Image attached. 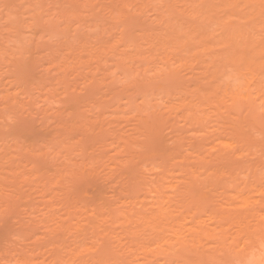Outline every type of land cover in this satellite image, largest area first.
Returning <instances> with one entry per match:
<instances>
[{"label": "rangeland", "instance_id": "1", "mask_svg": "<svg viewBox=\"0 0 264 264\" xmlns=\"http://www.w3.org/2000/svg\"><path fill=\"white\" fill-rule=\"evenodd\" d=\"M95 1L0 0V264H260L264 0Z\"/></svg>", "mask_w": 264, "mask_h": 264}, {"label": "bare ground", "instance_id": "2", "mask_svg": "<svg viewBox=\"0 0 264 264\" xmlns=\"http://www.w3.org/2000/svg\"><path fill=\"white\" fill-rule=\"evenodd\" d=\"M116 1H118V0H116ZM126 1H127V0H126ZM140 1H141V0H140ZM149 1H150V0H149ZM193 1H194V0H193ZM211 1H213V0H211ZM227 1H228V0H227ZM234 1H235V0H234ZM240 1H241V0H240ZM243 1H244V0H243ZM247 1H249V0H247ZM247 1H246V2H247ZM254 1H255V0H253V2L250 1L251 3L248 2V3L250 4V6H251L252 3L254 4ZM76 2H77V1H76ZM76 2H75V3H76ZM94 2H96V1L94 0ZM119 2H120V0H119ZM123 2H124V1H123ZM135 2H137V1H134V3H135ZM144 2L146 3L145 0H144ZM166 2H168V1L166 0ZM225 2H226V1H225ZM231 2H232V1H231ZM236 2H237V0H236ZM244 2H245V1H244ZM255 2H256L257 5H258V2H260V0H257V1H255ZM86 3H87V2H86ZM170 3H171V2H170ZM233 3H235V2H233ZM241 3H242V2H241ZM248 3H247V4H248ZM256 3H255V4H256ZM77 4H78V3H77ZM77 4H76V6H78ZM90 4H91V3H90ZM93 4H94V3H93ZM120 4H121V3H120ZM125 4H126V3H125ZM142 4H144V3H142ZM142 4H141V5H142ZM190 4H191V3H190ZM193 4H194V3H193ZM198 4H199V3L197 2V5H198ZM214 4H216V3L214 2ZM80 5H83V4H80ZM84 5H86V4H84ZM91 5H92V4H91ZM91 5H90V6H91ZM95 5H96V4H95ZM117 5H118V4H117ZM122 5H124V4H122ZM128 5H129V4H128ZM128 5H127V7H128ZM197 5H195V6H197ZM199 5H200V4H199ZM216 5H217V4H216ZM235 5H237V3H236ZM259 5H260V7L262 6V5H261V2H260ZM76 6H74V7H76ZM93 6H94V5H93ZM118 6H119L118 8H120V5H118ZM165 6H167V5L165 4ZM169 6H170V4H169ZM171 6H172V4H171ZM206 6H207V5H206ZM218 6L220 7L219 4H218ZM218 6H217V7H218ZM241 6H242V5H241ZM254 6H255V5H254ZM72 7H73V6H72ZM110 7H111V6H110ZM137 7H139V5H138ZM198 7H199V6H198ZM229 7H230V6H229ZM234 7H235V6H234ZM76 8H77V7H76ZM81 8H82V6H81L79 9H81ZM112 8H113V6H112ZM116 8H117V7H116ZM129 8H130V7H129ZM165 8H166V7H165ZM194 8H195V7H194ZM208 8H209V12H210V11L212 12V10H213V6H210V7H208ZM230 8H232V7H230ZM236 8H237V7H236ZM244 8H246V7H244ZM254 8H255V7H254ZM120 9H121V8H120ZM124 9H126V7H125ZM163 9H164V8H163ZM196 9H197V8H196ZM201 9H202V8H201ZM223 9H226V7H224ZM228 9H229V8H228ZM233 9H234V8H233ZM238 9H239V8H238ZM252 9H253V8H252ZM259 9H260V8H259ZM74 10H75V9H74ZM116 10H117V9H116ZM130 10H132V7H131V9H129V15H130V12H131ZM199 10H200V7H199ZM230 10H231V9H230ZM234 10H235V9H234ZM66 11H67V10H66ZM66 11H64V12H66ZM81 11H82V9H81ZM125 11H126V10H125ZM125 11H124V12H125ZM176 11H177V10H176ZM200 11H201V10H200ZM207 11H208V10H207ZM219 11H220V10H219ZM221 11H223V10H221ZM228 11H229V10H228ZM250 11H251V10H250ZM258 11H259V10H258ZM258 11H257L256 13H258V14L260 13L259 15H260V16H263V14H261V12H260V11L258 12ZM263 11H264V9H263ZM263 11H262V13H264ZM64 12H62L63 15H64V16H65V15L67 16V14H65ZM67 12H68V11H67ZM71 12H73V11H71ZM76 12L78 13V11H76ZM127 12H128V11H127ZM167 12H168V11H167ZM169 12H170V11H169ZM177 12H178V11H177ZM214 12H215V11H214ZM216 12H217V11H216ZM223 12H224V11H223ZM77 13H76V14H77ZM115 13H116V12H115ZM161 13H162V10H161ZM194 13H195V12H194ZM196 13H198V12H196ZM202 13H203V12H202ZM227 13H228V12H227ZM239 13H240V12H239ZM242 13H243V12H242ZM242 13H241V14H242ZM74 14H75V13H74ZM131 14H132V13H131ZM162 14H163V17L165 16L164 14L167 15V13H165V12L162 13ZM190 14H191V17H193V14H192V13H190ZM198 14H199V13H198ZM213 14H214V13H213ZM213 14L210 13V16H212ZM220 14H221V13H220ZM224 14L227 15L226 13H224ZM241 14H239V16H240ZM243 14H244V13H243ZM245 14H246V13H245ZM61 15H62V14H61ZM77 15H78V14H77ZM124 15H125V13H124ZM127 15H128V14H127ZM127 15H126V17H128ZM222 15H223V13H222ZM247 15H249V14H247ZM69 16H70V15H69ZM167 16L169 17L170 15H167ZM172 16H173V14H172ZM172 16H171V17H172ZM210 16H209L208 19H211ZM214 16H215V15H214ZM220 16H221V15H220ZM254 16H255V15H254ZM257 16H258V15H257ZM257 16H256V17H257ZM67 17H68V16H67ZM72 17H73V15H72ZM72 17H69V18H72ZM75 17H76V16H75ZM75 17H74V18H75ZM124 17H125V16H124ZM124 17H123V18H124ZM159 17L161 18V16H159ZM168 17H167V18H168ZM171 17H169V18H171ZM175 17H176V16H175ZM237 17H238V16H237ZM252 17H253V16H252ZM258 17H259V16H258ZM231 18H232V17H231ZM233 18H234V16H233ZM235 18H236V17H235ZM253 18H254V17H253ZM65 19H67V18L65 17ZM115 19H116V17H115ZM120 19H122V18H120ZM163 19H164V18H163ZM171 19H172V18H171ZM185 19H186V18H185ZM221 19H222V18H221ZM223 19H224V18H223ZM256 19H257V18H256ZM258 19H260V18H258ZM11 20H12V19H11ZM11 20H10V21H11ZM63 20H64V18H63ZM68 20H69V19H68ZM70 20H71V19H70ZM167 20H168V19H167ZM173 20H174V19H173ZM191 20H192V19H191ZM194 20H196V19H194ZM224 20H227V19L225 18ZM236 20H237V19H236ZM248 20H251V19H248ZM254 20H255V19H254ZM254 20H253V21H254ZM261 20H262V19H261ZM64 21H65V20H64ZM164 21H166V20H164ZM164 21H163V22H164ZM169 21H170V19H169ZM211 21H212V20H211ZM213 21H214V20H213ZM244 21H245V20H244ZM259 21H260V20H259ZM195 22H196V21H195ZM208 22H209V21H208ZM235 22H236V21H235ZM113 23H114V22H113ZM165 23H166V22H165ZM168 23H169V22H168ZM170 23H171V22H170ZM170 23H169V25H170ZM176 23H177V20H176ZM187 23H188V22H187ZM187 23H186V24H187ZM192 23H194V22H191V24H192ZM216 23H220V22H217V20H216ZM216 23H215V24H216ZM238 23H239V21H238ZM240 23H241V22H240ZM173 24H174V22H173ZM194 24H196V23H194ZM198 24H199V23H198ZM228 24H229V22H228ZM231 24H232V23H231ZM88 25H89V24H88ZM224 25H225V24H224ZM224 25H223V26H224ZM232 25H233V24H232ZM235 25H236V24H235ZM239 25H242V24H239ZM170 26H171V25H170ZM176 26H177V25H176ZM181 26H182V25H181ZM183 26H184V25H183ZM183 26H182V27H183ZM227 26H228V25H227ZM87 27H88V26H87ZM174 27H175V26L173 25V28H174ZM177 27H178V26H177ZM185 27H186V26H185ZM191 27H192V26H190V29L193 30ZM193 27H194V26H193ZM202 27H203V26H202ZM208 27H209V26H208ZM208 27H207V29H209ZM228 27H230V26H228ZM228 27H223V28H228ZM233 27H237V30H238V28H239V27H238V24H237V26H233ZM240 27H241V26H240ZM115 28H116V27H115ZM115 28H113V29H115ZM167 28H168V27H167ZM169 28H171V27H169ZM169 28H168V29H169ZM196 28H198V26H197ZM205 28H206V27H205ZM245 28H246V27H245ZM84 29H85V28H84ZM163 29H164V28H163ZM163 29H162V30H163ZM207 29H206V30H207ZM228 29L230 30V32H229V31H226V30H228ZM228 29L225 30V31H226L225 35L228 33V35H229L228 38H230V39L232 38V39H233V37H235L237 31H236V30L234 31L233 28H232V29H233V32H232L231 28H228ZM82 30H83V29H82ZM87 30H88V29H87ZM164 30H165V29H164ZM166 30H167V29H166ZM170 30H171V29H170ZM170 30H168V31L170 32ZM175 30H176V29H175ZM185 30H186V29H185ZM185 30H182V31H185ZM191 30H190V31H191ZM194 30H195V29H194ZM203 30H205V29H202L201 31L203 32ZM240 30H241V29H240ZM84 31H85V30H84ZM196 31H197V30H196ZM198 31H199V30H198ZM208 31H209V30H208ZM213 31H214V30H213ZM221 31H223V30H221ZM225 31H224V32H225ZM238 31H239V30H238ZM81 32H82V31H81ZM129 32H130V31H129ZM163 32H165V31H163ZM175 32H176V31H175ZM178 32H179V31H178ZM242 32H244V31L242 30ZM86 33H87V31H86ZM121 33H122V32H121ZM179 33H180V32H179ZM186 33H187V32H186ZM206 33H207V32H206ZM206 33H205V31H204V34H206ZM229 33H230V34H229ZM244 33H245V32H244ZM81 34H82V33H81ZM162 34H163V33H162ZM166 34H167V31H166ZM177 34H178V33L176 32V35H177ZM204 34H203V35H204ZM212 34H213V33H212ZM223 34H224V33H223ZM240 34H241V33H240ZM170 35H172V33L169 34V37H170ZM196 35H197V34H196ZM196 35H195V36H196ZM238 35H239V34H238ZM243 35H244V34H243ZM86 36H87V34H86ZM153 36H154V34H153ZM155 36H159V35L156 34ZM161 36H162V35H161ZM164 36H165V34H164ZM173 36H174V35H172V39L174 40ZM190 36H191V35H190ZM197 36H199V35H197ZM204 36H205V35H204ZM128 37H129V35H128ZM162 37H163V36H162ZM179 37H181V36H179ZM179 37H178V38H179ZM187 37H188V36H187ZM201 37H202V36H201ZM81 38H82V37H81ZM85 38H86V37H85ZM113 38H114V37H113ZM120 38H121V37H120ZM155 38H157V37H155ZM158 38H159V37H158ZM163 38H164V37H163ZM183 38H184V37H183ZM196 38H197V37H196ZM228 38H227V40H228ZM160 39L162 40V38H160ZM175 39H176V38H175ZM180 39H182V38H180ZM184 39H185V38H184ZM199 39H200V38H199ZM201 39H203V38H201ZM257 39H258V38H257ZM107 40H108V39H107ZM116 40H117V38H116ZM116 40H114V41L116 42ZM122 40H123V39H122ZM128 40L130 41V39H128ZM154 40H156V39H154ZM154 40H153V41H154ZM161 40H160V41H161ZM166 40H167V39H166ZM168 40H169V39H168ZM190 40H191V39H190ZM190 40H187V41H190ZM203 40H204V39H203ZM78 41H79V40H78ZM78 41H77V44L79 45ZM89 41H90V40H88V42H89ZM112 41H113V40H112ZM156 41H158V39H157ZM163 41H165V39H164ZM201 41H202V40H201ZM223 41H224V39H223ZM223 41H222V42H223ZM243 41H244V39H243ZM247 41H248V40H247ZM257 41H258V40H257ZM68 42H69V41H68ZM124 42H125V41H124ZM131 42H132V41H131ZM131 42H127V44H128V43H131ZM166 42H167V41H166ZM182 42H183V40H182ZM191 42H193V41H191ZM231 42H232V41H231ZM255 42H256V41H255ZM255 42H254V45H255ZM70 43H71V42H70ZM116 43H117V42H116ZM160 43H161V42H160ZM177 43H178V45H179V42H177ZM193 43H194V42H193ZM227 43H228V42H227ZM247 43H248V42H246V44H247ZM249 43H250V42H249ZM86 44H87V43H86ZM98 44H99V43H98ZM100 44H101V43H100ZM102 44H103V43H102ZM112 44H113V42H112ZM146 44H147V43H146ZM146 44H145V45H146ZM155 44H157V43L155 42ZM163 44H164V43H163ZM170 44H171V43H170ZM174 44H176V40H175V43H174ZM181 44H182V43H181ZM181 44H180L179 46H181ZM183 44H185V42H184ZM183 44H182V45H183ZM190 44H191V43H190ZM232 44H233V43H232ZM68 45H69V43H68ZM72 45H74V44H72ZM84 45H85V43H84ZM132 45H133V44H132ZM132 45H131V46H132ZM134 45H135V44H134ZM138 45H139V44H138ZM166 45H167V43H166ZM171 45H172V44H171ZM234 45H235V44H234ZM244 45H245V44H244ZM247 45L249 46V44H247ZM81 46H82V45H81ZM87 46H88V45H87ZM97 46H98V45H97ZM155 46H156V45H155ZM160 46H161V44H160ZM168 46H169V44H168ZM173 46H174V45H173ZM173 46H172V47H173ZM176 46H177V44L175 45V47H176ZM179 46H177V47L179 48ZM184 46H188V45H184ZM184 46H183V47L181 46V47L184 48ZM259 46H260V45H259ZM67 47H68V46H67ZM70 47L72 48V46H70ZM73 47H74V46H73ZM107 47H108V46H107ZM124 47H126V46H124ZM129 47H130V46H129ZM134 47H135V46H134ZM141 47H142V46H141ZM141 47H139V49H140ZM169 47H170V46H169ZM181 47H180V48H181ZM190 47H191V46H190ZM192 47H194V46L192 45ZM257 47H258V46H257ZM263 47H264V46H263ZM76 48H77V47H76ZM79 48H81V47H79ZM82 48H83V47H82ZM84 48H85V47H84ZM88 48H89V47H88ZM108 48H111V49H112L113 46H112V47H108ZM132 48H133V47H132ZM142 48H143V47H142ZM160 48H161V47H160ZM163 48H165L164 45H163ZM163 48H162V49H163ZM187 48H188V47H187ZM261 48H262V47H261ZM24 49L26 50L25 47H24ZM74 49H75V47H74ZM91 49L94 50L95 48H91ZM111 49H110V50H111ZM125 49H126V48H125ZM147 49H148V48H147ZM157 49H158V46H157ZM185 49H186V47H185L183 50H185ZM236 49H237V48H236ZM236 49H235V51H236ZM75 50H76V49H75ZM75 50H74V53H73V48H72V51H71V50H68V51H70V52H66V50H64V51H65L67 54H69V53H71V52H72L71 54H75ZM86 50H87V49H86ZM86 50H85V51H86ZM93 50H92V51H93ZM103 50H104V48H103ZM110 50H107V51H110ZM128 50H129V49H128ZM130 50H131V49H130ZM130 50L127 51V52H130ZM137 50H138V49H137ZM137 50H135V51L138 52ZM150 50H151V49H150ZM163 50H164V49H163ZM163 50H162V52H163ZM167 50H168V48H167ZM173 50H174V49H173ZM247 50H248V49H247ZM262 50H263V49H262ZM262 50H261V51H262ZM59 51H60V50H59ZM77 51L79 52V50H77ZM77 51H76V52H77ZM82 51L84 52V50H82ZM88 51H89V50H88ZM90 51H91V50H90ZM90 51H89L88 53H90ZM92 51H91V53H92ZM95 51H96V50H95ZM95 51H94V52H95ZM124 51H125V50H124ZM124 51H123V52H124ZM141 51H142V49H141ZM145 51H146V50H145ZM157 51H158V50H157ZM170 51H171V50H170ZM176 51H177V49H176ZM181 51H182V50H181ZM187 51H188V50H187ZM240 51H242V50H240ZM254 51H255V50H254ZM263 51H264V50H263ZM263 51H262V52H263ZM78 52H77V55H78L81 51H80L79 53H78ZM94 52H93V53H94ZM97 52H98V51H96V53H97ZM136 52H135V53H136ZM166 52H167V51H166ZM172 52H173V51H172ZM55 53H56V52H54V54H55ZM57 53H59V52H57ZM88 53H87V54H88ZM101 53H102V52H101ZM125 53H126V51H125ZM132 53H133V52H132ZM132 53H129V54H131V57H133V56H132V55H133ZM144 53H146V52H144ZM152 53H159V52H152ZM152 53H150V54H152ZM164 53H165V51H164ZM167 53H168V52H167ZM233 53H234V52H233ZM252 53H253V52H252ZM260 53H261V52H260ZM260 53H259V54H260ZM263 53H264V52H263ZM62 54H63V51H62ZM64 54H65V53H64ZM67 54H66V55H67ZM71 54H69V56H71ZM94 54H95V53H94ZM121 54L123 55V53H121ZM186 54H187V53H186ZM234 54H235V53H234ZM237 54H238V53H237ZM245 54H246V53H245ZM250 54H251V53H249L248 56L253 57L252 54H251V55H250ZM134 55H136V54H134ZM139 55H140V54H139ZM144 55H145V54H144ZM161 55H164V54H161ZM165 55H166V54H165ZM169 55H170V54H169ZM224 55H225V54H224ZM235 55H236V54H235ZM241 55L244 56L243 54H241ZM256 55H257V53H256ZM52 56H53V54H52ZM58 56H59V55H58ZM61 56H63V55H61ZM75 56H76V55H75ZM75 56H74L73 58H75ZM79 56H80V54H79ZM92 56H93V55H92ZM148 56H149V55H148ZM151 56L153 57V55H151ZM227 56H228V55H227ZM230 56H231V55H230ZM230 56H229V57H230ZM236 56H237V55H236ZM254 56H255V55H254ZM259 56H260V55H259ZM63 57H65V59H71V58H67L68 55H67V57H66L65 55H64ZM63 57H62V58H63ZM99 57H100V55H99ZM129 57H130V56H129ZM134 57H135V56H134ZM134 57H133V58H134ZM146 57H147V56H146ZM152 57H151V58H152ZM224 57H225V56H224ZM233 57H235V56L233 55ZM233 57L230 58V59H227V58H228V57H227L226 60H228V61H229V60H232V61H233ZM239 57H241L240 54H239V56H238V60H239ZM51 58H52V57H51ZM56 58H58V57H56ZM78 58H79V57H78ZM96 58H97V57H96ZM127 58H128V56H127ZM160 58H161V56H160ZM242 58H243V57H242ZM242 58H241V59H242ZM245 58H246V56H245ZM253 58H255V57H253ZM253 58L251 59L252 62H253ZM60 59H61V58H60ZM79 59H81V58H79ZM117 59H118V61H119V58H117ZM134 59H137L138 61H140L139 58H134ZM142 59H143V58H142ZM144 59H145V58H144ZM162 59H164V56H162ZM165 59H168V58H166V56H165ZM241 59H240V60H241ZM246 59H248V58H246ZM246 59H245V60H246ZM255 59H256V58H255ZM54 60H55V59H54ZM54 60H52V61H54ZM63 60H64V59H63ZM63 60H62V61H63ZM76 60H77V59H76ZM81 60H82V59H81ZM81 60H79V61H81ZM88 60H89V59H88ZM88 60H85V61L87 62ZM122 60H123V58H122ZM127 60H128V59H127ZM130 60H131V59H130ZM137 60H136V61H137ZM146 60H148V59H146ZM149 60H150V59H149ZM170 60H171V58H170ZM193 60H194V59H193ZM234 60L237 61L236 59H234ZM245 60H244V62H245ZM251 60H250V61L248 60L249 65L246 64V63H245V64L248 66V68L251 67V68L253 69V67L250 66V65H251V64H250V63H251ZM256 60L258 61V59H256ZM260 60H261V59H260ZM57 61H59V58H58ZM60 61H61V60H60ZM79 61H78V63H79ZM120 61H121V60H120ZM132 61H133V59H132ZM254 61H255V60H254ZM64 62H66V60H64ZM72 62H73V61H72ZM72 62H69V63H72ZM74 62H75V64H77V65H79V66H83V65H82L83 63H82V64H78V63H76V61H74ZM81 62H82V61H81ZM122 62H124V61H122ZM129 62H131V61H129ZM230 62H231V61H230ZM239 62H240V61H239ZM259 62L262 63V61H259ZM66 63H67V62H66ZM66 63H65V66L67 67V66H68V65H67L68 63H67V64H66ZM132 63H133V62H132ZM136 63H137V62H136ZM141 63H142V62H141ZM164 63H165V62H164ZM221 63H222V62H221ZM241 63H243V62H241ZM257 63H258V62H257ZM214 64H215V63H214ZM218 64H219V63H218ZM234 64L237 65L238 62H237V63L235 62ZM263 64H264V63H263ZM130 65H131V64H130ZM171 65H172V64H171ZM171 65H170V66H171ZM215 65H216V64H215ZM223 65H224V64H223ZM246 65H245V66H246ZM252 65H253V64H252ZM255 65H256V64H255ZM70 66H71V64H70ZM221 66H222V65H221ZM249 66H250V67H249ZM258 66H259V65H258ZM260 66H261V65H260ZM260 66H259V67H260ZM51 67H52V66H51ZM54 67H55V66H54ZM68 67H69V66H68ZM123 67L126 68V65L123 66ZM128 67H129V66H128ZM165 67H166V66H165ZM167 67H168V66H167ZM215 67H216V69L218 68V66H215ZM215 67H214V68H215ZM236 67H237V66H236ZM256 67H257V66H256ZM263 67H264V66H263ZM129 68L131 69V67H129ZM129 68H128V69H129ZM212 68H213V66H212ZM239 68L241 69V67H239ZM63 69H64V68H63ZM132 69H133V67H132ZM216 69H215V71H217ZM218 69H219V68H218ZM246 69H247V68H246ZM219 70H220V69H219ZM233 70H234V69H233ZM250 70H251V69H249V71H248V70H246V71L243 70V71H245V72H242V70H241V72H242L243 74L245 73V75H248V74H250V73L253 74V73H252L253 71L251 70V71H252V72H251ZM247 71L250 72V73H248ZM211 73H213V72H211ZM216 73H217V72H216ZM219 73H220V72H219ZM236 73H237V72H236ZM246 73H248V74H246ZM214 74H215V73H214ZM238 74H239V70H238ZM236 76H237V75H236ZM159 84H160V83H159ZM41 85H42V84H41ZM41 85H40V86H41ZM44 85H45V84H44ZM45 86H46V85H45ZM228 88H229V87H228ZM44 89H45V87H44ZM152 89H153V88H152ZM47 91H48V90H47ZM4 95H5V94H4ZM4 95H3V96H4ZM31 169H32V168H31ZM10 171H11V170H10ZM157 212H159V211H157ZM157 212H156V213H157ZM160 212H161L160 214H159V213L156 214L157 217H155L156 215H155V216L153 215V216H154L156 219L158 218L159 215H161V217H163V211H160ZM154 214H155V213H154ZM151 216H152V215H151ZM161 217L159 216V218H161ZM151 218H152V217H151ZM155 218L152 219V220H156ZM156 227H157V225H156ZM154 228H155V227H154ZM157 228H159V227H157ZM157 228H156V230H158ZM159 229H160V228H159ZM148 242H149V241H148ZM147 244H148V243H147ZM145 247H146V246H145ZM146 248H147V247H146ZM262 248H263V247H262ZM263 255H264V254H263ZM260 256H261V255H260ZM262 257H263V256H262ZM257 260H259V262H261V263H262V262L264 263V258H262V259H257ZM261 260H262V261H261ZM68 261H69V260H68ZM69 262H70V261H69ZM257 262H258V261H257ZM261 263H260V264H261Z\"/></svg>", "mask_w": 264, "mask_h": 264}]
</instances>
